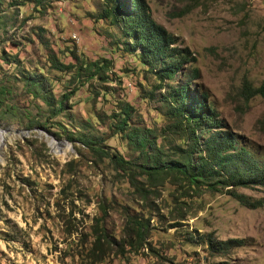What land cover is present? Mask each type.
<instances>
[{"label": "rangeland", "instance_id": "1", "mask_svg": "<svg viewBox=\"0 0 264 264\" xmlns=\"http://www.w3.org/2000/svg\"><path fill=\"white\" fill-rule=\"evenodd\" d=\"M142 1L172 46L193 58L177 77L160 80L126 49L130 39L121 23L99 17L104 0H0V264H89L81 254L101 207L107 213L101 225L117 242L127 238L129 216L148 222L136 251L125 244L116 254L114 246L102 264H264V185L237 188L262 201L254 209L227 188L183 193L169 180L141 198L108 157L78 141L88 137L107 152L139 160L111 119L127 103L131 126L150 128L158 147L182 158L188 131L173 129L174 119L158 113L165 106L157 96L190 80V90L205 95L225 129L264 158V97L245 101L241 94L244 81L264 84V0ZM75 55L108 60V79L84 81L74 68H54L53 56L74 64ZM35 78L42 82L32 86ZM201 234L240 243L211 252Z\"/></svg>", "mask_w": 264, "mask_h": 264}, {"label": "trees", "instance_id": "2", "mask_svg": "<svg viewBox=\"0 0 264 264\" xmlns=\"http://www.w3.org/2000/svg\"><path fill=\"white\" fill-rule=\"evenodd\" d=\"M104 2L107 7L99 17L110 18L112 23H121L124 34L130 39L129 42H123L126 49L139 57L142 64L151 67L160 80L177 77L183 65L192 62L193 58L189 56L187 49L172 46L174 39L152 19L142 0H129L127 3L123 0ZM137 50L138 53H135ZM74 59V64H64L55 56L52 57L54 68L67 71L74 68L72 72L77 79H108V60L80 61L76 55ZM153 65L158 66L155 68ZM194 71L196 75V69ZM39 82L42 80L35 78L30 84L35 86L39 85ZM189 82L190 80H186L177 88H172L168 95L157 96V100L165 106L164 110L158 113L165 118L174 119L173 129L178 127L188 131L187 148H179L182 158L171 157L158 147L157 134H153L150 128L131 126L133 108L127 103L121 104L117 111L112 113L111 119L117 131L139 152L140 162L124 159L119 153L107 152L88 137L78 138V141L94 153L108 157L115 169L129 177L141 198L147 197L159 183L169 180L177 183L183 193L198 191L203 187L215 191L227 188V193L241 205L251 209L262 206L261 200H253L237 191V188L264 185V158L240 144L233 134L225 129L226 124L206 102L205 95L201 96L190 90ZM241 94L245 101L257 94L264 97V84L253 87L248 81H244ZM66 97L58 100L54 114L62 111ZM45 124L42 122L43 127ZM194 153L197 154V159H193ZM140 176L145 180H139ZM101 208L102 215L95 219L90 246L81 254L89 264L104 263L114 246L119 249L116 254L124 253L125 244L131 251H136L147 235V220L129 216L126 223L127 238L120 242L115 241L101 225L107 214L106 210ZM190 239H193L191 235ZM199 239L211 252L216 253H224L240 243L239 239L218 240L203 234L199 235Z\"/></svg>", "mask_w": 264, "mask_h": 264}, {"label": "bare ground", "instance_id": "3", "mask_svg": "<svg viewBox=\"0 0 264 264\" xmlns=\"http://www.w3.org/2000/svg\"><path fill=\"white\" fill-rule=\"evenodd\" d=\"M3 139H4V133L3 131H0V144L2 143Z\"/></svg>", "mask_w": 264, "mask_h": 264}]
</instances>
